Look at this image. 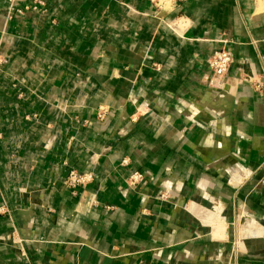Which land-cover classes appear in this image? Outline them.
I'll list each match as a JSON object with an SVG mask.
<instances>
[{
    "label": "crops",
    "instance_id": "crops-1",
    "mask_svg": "<svg viewBox=\"0 0 264 264\" xmlns=\"http://www.w3.org/2000/svg\"><path fill=\"white\" fill-rule=\"evenodd\" d=\"M0 264H264L260 0H0Z\"/></svg>",
    "mask_w": 264,
    "mask_h": 264
},
{
    "label": "built area",
    "instance_id": "built-area-1",
    "mask_svg": "<svg viewBox=\"0 0 264 264\" xmlns=\"http://www.w3.org/2000/svg\"><path fill=\"white\" fill-rule=\"evenodd\" d=\"M153 7L158 12L170 11L174 9L178 3L184 0H149ZM36 10L37 7L26 6L23 10H19L18 13H23L24 11L28 10ZM223 44H226V41H223ZM233 64V54L229 48L223 47L219 50H216L212 56L207 61V66L211 72H213L217 76H224L226 75L231 66ZM157 69H159L157 67ZM100 118L103 117V114L99 116ZM143 180V174L139 171L133 173L130 178V186L136 187L139 183ZM92 181V176L90 174L81 173L77 170L69 171L68 177L66 179V185L70 188H78L80 186H85Z\"/></svg>",
    "mask_w": 264,
    "mask_h": 264
},
{
    "label": "bare ground",
    "instance_id": "bare-ground-1",
    "mask_svg": "<svg viewBox=\"0 0 264 264\" xmlns=\"http://www.w3.org/2000/svg\"><path fill=\"white\" fill-rule=\"evenodd\" d=\"M260 5H261V8L263 9L264 8V2H263V0H260Z\"/></svg>",
    "mask_w": 264,
    "mask_h": 264
},
{
    "label": "rangeland",
    "instance_id": "rangeland-1",
    "mask_svg": "<svg viewBox=\"0 0 264 264\" xmlns=\"http://www.w3.org/2000/svg\"><path fill=\"white\" fill-rule=\"evenodd\" d=\"M3 59H1V61H2ZM2 62H4V61H2Z\"/></svg>",
    "mask_w": 264,
    "mask_h": 264
}]
</instances>
